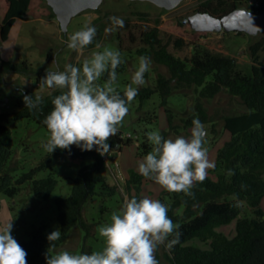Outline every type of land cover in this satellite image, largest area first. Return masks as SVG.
<instances>
[{
    "label": "rangeland",
    "instance_id": "1",
    "mask_svg": "<svg viewBox=\"0 0 264 264\" xmlns=\"http://www.w3.org/2000/svg\"><path fill=\"white\" fill-rule=\"evenodd\" d=\"M203 1L185 0L176 8L166 10L148 1L103 0L97 9L83 11L72 18L67 32L64 33L46 0H32L27 21L17 22L13 28L11 27L3 47L5 56L8 55L11 61L27 65L26 68L20 65L18 72H5L0 81V118L12 130V150L5 165L7 168L14 167L10 172L14 180L35 168L49 154L43 147L49 134L47 129L32 120H14L12 114L18 110L17 104L25 93L31 92L45 97L51 92L46 87H40L37 79L41 73L62 71L66 64L77 66L82 62L84 57L78 58L75 52L67 48L66 41L86 23L95 27L97 34L93 44L86 50L85 56L97 50L95 48L97 42L120 51L122 60L126 64L124 73L118 75L120 91L130 83L131 74L137 67L140 57L137 50L143 45V33L155 27L159 29V38L167 46L168 51L183 60L189 59L194 44H199L213 52L233 57L236 60V68L243 73L249 74L253 64L261 63L264 67V48L258 52L256 62L251 56V47L260 42L264 45V33L249 35L225 33L223 30L198 32L185 22ZM113 16L122 18L124 24L128 23L129 26L106 33L105 29L111 26L109 18ZM180 40L183 43L177 46ZM4 42L0 35V47ZM150 60V71L145 74V84L140 88H154L160 74L169 76L166 67L156 64L151 58ZM197 99L198 92L192 87L184 91L176 90V93L168 99V107L161 103L158 94L152 95L143 103L134 100L129 105V113L119 130L124 134H131L133 144L122 147L118 154L109 155L102 171L107 177V184L116 187V192L91 198L83 209L84 220L87 224L93 225L89 230L90 233L87 234V231L81 227L72 228L64 242L52 250V254L61 250L82 253L88 249H91V252L99 250L103 241L98 235V228L110 222L111 214L119 211L124 201L133 196L137 199L144 197L159 199L166 207L169 206L167 191L138 172V162L152 150L151 143V148L147 152L140 149L139 144L143 142V136L147 137L150 131L158 130L161 135L169 131L167 108L172 109L176 123H181V119L194 112ZM201 102L209 116V122L204 124L208 133L205 146L208 149L209 159L215 163L216 168L219 152L231 138V134L223 128V117L244 113L247 108L238 98L230 96L225 90L216 97L202 99ZM154 115L156 118L153 121ZM191 127L179 129L178 133L169 131L166 138L181 135L188 137ZM213 127L218 132L216 136L212 133ZM115 162L120 166L122 175L118 174L120 171L116 170ZM91 163V159L72 158L65 153L52 158L48 167L34 176L37 180L49 175L56 179V186L48 198L36 197L31 190L30 182L21 184L18 193L13 197L0 192V227L12 220V237L24 241H29V233L40 224L50 225L53 231L59 229L56 200L70 195L72 180L82 168ZM215 168L208 170L207 177L216 178ZM218 172L220 169L217 170ZM262 208L264 210V198ZM250 216L249 207L243 203L241 217ZM235 226L236 222L232 221L226 226L217 228V231L231 238L235 235ZM186 245L209 248L208 244L198 239L191 240ZM155 255L159 264H172L164 245L158 247Z\"/></svg>",
    "mask_w": 264,
    "mask_h": 264
},
{
    "label": "trees",
    "instance_id": "2",
    "mask_svg": "<svg viewBox=\"0 0 264 264\" xmlns=\"http://www.w3.org/2000/svg\"><path fill=\"white\" fill-rule=\"evenodd\" d=\"M32 0H0V8L6 4L5 16L0 21L1 40H7L11 27L17 19H24L29 12ZM259 1V7L254 2ZM245 7L254 12L264 8V0H204L196 11L207 12L221 16L234 9ZM53 16H55L52 13ZM129 26L124 24V28ZM225 32V31H224ZM227 33V32H225ZM244 34L243 32H236ZM143 45L137 50L140 56H147L158 65L167 68L169 76L159 75L155 87L139 88V94L134 100L140 103L158 94L163 105H168L170 96L176 90L184 91L194 87L198 92L194 112L176 123L172 109L167 108L169 131L178 133L179 129L192 126V120L198 118L203 124L209 122L208 113L201 102L202 99H212L220 92L226 91L230 96L238 98L247 111L223 117V128L231 134L229 142L220 150L218 165L215 168L216 178L206 177L202 183H196L192 188L193 196L183 193H169L168 216L178 225V242L168 250V259L172 264H264V67L261 63L253 64L249 74L236 68V60L220 52H213L204 46L194 44L189 59L183 60L169 52L167 46L159 38L157 27L143 33ZM182 40L177 42L181 46ZM264 48L263 42L251 47V56L255 62L257 54ZM0 81L7 71L18 72L20 65L0 57ZM126 64L123 61L117 69V74L124 73ZM46 74L38 76V83ZM106 79L102 78V81ZM51 90V89H50ZM123 90L121 91V94ZM59 90H51L41 97L38 109L29 110L23 99L17 104L18 110L12 114L14 120L28 119L41 127L45 117L51 112L52 99L59 95ZM25 95L34 93L27 92ZM168 107V106H167ZM156 116L152 117V120ZM154 121V120H153ZM169 131L162 133L165 138ZM212 133L218 135L215 127ZM123 132L112 137L108 143L110 152L120 153L122 147L133 144V138H123ZM139 148L147 152L151 148L147 137L143 136ZM12 150V130L0 118V192L11 197L16 195L19 186L31 183V190L38 198H48L56 186V179L49 175L44 179H34L36 173L45 170L52 158L65 153L72 158L91 159L92 163L82 168L71 182V192L66 198L56 200L57 220L61 237L51 242L59 247L74 227L87 231L93 226L84 220V205L94 196L111 195L116 187L107 184L103 174L106 165L104 155L93 148L84 151L76 145L67 150L56 149L49 153L29 172L22 174L17 180L10 173L14 167H6V161ZM108 154V153H106ZM220 172L217 173V170ZM231 173V174H229ZM140 179L139 177H133ZM133 181V180H132ZM129 182V181H128ZM246 204L251 212L250 217H241L242 204ZM236 222L235 235L227 237L217 228ZM48 224H40L29 233V241L13 237L27 253V264H46V254L52 255L48 235L52 232ZM175 238L169 237V239ZM198 239L208 244L209 248L186 245L187 242ZM54 248V249H55ZM85 253H91L88 249Z\"/></svg>",
    "mask_w": 264,
    "mask_h": 264
},
{
    "label": "clouds",
    "instance_id": "3",
    "mask_svg": "<svg viewBox=\"0 0 264 264\" xmlns=\"http://www.w3.org/2000/svg\"><path fill=\"white\" fill-rule=\"evenodd\" d=\"M250 16V13H247ZM111 26L106 33L124 27V20L110 17ZM97 29L84 24L81 30L71 34L67 48L84 57L77 66L66 64L62 71H47L40 87L59 90L52 99L53 108L43 123L48 130L44 150H67L72 145L84 151L95 149L104 155L110 152L108 141L123 126L129 113V105L145 84V74L150 71L151 60L140 56L130 83L119 90L117 69L123 63L119 50L101 43L95 44L90 55L86 50L93 44ZM102 49V50H101ZM106 79L101 82L102 78ZM23 102L30 111L41 104L39 95H24ZM208 133L198 119L192 120L190 135L165 138L158 130L147 133L152 150L138 162V172L152 180L169 193L193 196L192 188L202 183L208 170L215 168L209 159L206 145ZM231 174V173H229ZM11 221L0 227V264H27V253L12 237ZM178 225L168 216V208L159 199L144 197L126 199L119 209L111 214L110 222L98 228L102 247L91 253L61 250L46 254V264H159L156 251L164 245L168 250L178 242ZM175 238L169 239V237ZM61 237L59 229L52 231L47 240Z\"/></svg>",
    "mask_w": 264,
    "mask_h": 264
},
{
    "label": "water",
    "instance_id": "4",
    "mask_svg": "<svg viewBox=\"0 0 264 264\" xmlns=\"http://www.w3.org/2000/svg\"><path fill=\"white\" fill-rule=\"evenodd\" d=\"M135 1V0H131ZM148 1L160 8L172 10L185 0H139ZM60 24L61 31L66 33L68 26L75 16L86 10H95L103 0H46ZM250 13V16L247 15ZM192 29L198 32H243L255 35L264 33V8L254 12L245 8H237L221 16L207 12H196L186 20ZM1 62V61H0Z\"/></svg>",
    "mask_w": 264,
    "mask_h": 264
},
{
    "label": "crops",
    "instance_id": "5",
    "mask_svg": "<svg viewBox=\"0 0 264 264\" xmlns=\"http://www.w3.org/2000/svg\"><path fill=\"white\" fill-rule=\"evenodd\" d=\"M6 9H7L6 4H4V7L0 8V21L3 20V18H4V16H5V13H6ZM27 16H28V15H27ZM27 16H26L24 19H17V20L14 22L13 26H14L15 23H17V22H26V21H27ZM13 26H12V28H13ZM12 28H11V29H12ZM5 44H6V42H4V44H2L1 47H0V57H1L2 59H4V60H10V59H9L10 57H9L8 55L5 56L6 54H4V52H3V47L5 46ZM8 51L10 52V50H8Z\"/></svg>",
    "mask_w": 264,
    "mask_h": 264
},
{
    "label": "built area",
    "instance_id": "6",
    "mask_svg": "<svg viewBox=\"0 0 264 264\" xmlns=\"http://www.w3.org/2000/svg\"><path fill=\"white\" fill-rule=\"evenodd\" d=\"M254 6H255V7H259V1H255V2H254ZM130 137L133 138V136H132L131 134H123V138H130ZM113 153H114V152H109L108 154H105V155H104V159H105L106 162H107V160H108V156H109V155H113ZM115 167H116V170H117V171H120L118 174H121V175H122L123 173H122V171H121V169H120V166L118 165L117 162H115Z\"/></svg>",
    "mask_w": 264,
    "mask_h": 264
},
{
    "label": "flooded vegetation",
    "instance_id": "7",
    "mask_svg": "<svg viewBox=\"0 0 264 264\" xmlns=\"http://www.w3.org/2000/svg\"><path fill=\"white\" fill-rule=\"evenodd\" d=\"M196 12H200V11H196ZM196 12H195V13H196Z\"/></svg>",
    "mask_w": 264,
    "mask_h": 264
}]
</instances>
